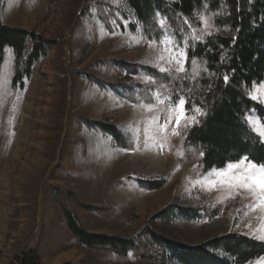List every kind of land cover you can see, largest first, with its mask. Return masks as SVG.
Returning <instances> with one entry per match:
<instances>
[{
  "label": "rangeland",
  "instance_id": "rangeland-1",
  "mask_svg": "<svg viewBox=\"0 0 264 264\" xmlns=\"http://www.w3.org/2000/svg\"><path fill=\"white\" fill-rule=\"evenodd\" d=\"M0 20L55 42L33 65L22 91L10 87L9 49L0 71V264H17L29 250L42 264H179L146 236L145 258L83 248L69 234L64 210L86 233L120 239L151 229L185 248L249 231L264 241V208L255 195L228 184L232 169L225 167L224 176L211 170L180 178L175 159L163 153L167 143L178 142L175 120L165 132L155 121L159 116H151L154 107H134L110 90L124 81L114 62L176 70L174 61L159 60L178 55L173 46L184 52L164 22L162 40L150 44L125 0H0ZM84 74L98 77L103 88ZM252 95L264 106V83L254 86ZM248 120L261 138L257 117ZM90 123L119 127L132 136L133 149H117ZM168 169L161 188L142 185L162 183ZM164 208L167 217L156 218ZM252 264H264V258Z\"/></svg>",
  "mask_w": 264,
  "mask_h": 264
},
{
  "label": "trees",
  "instance_id": "trees-1",
  "mask_svg": "<svg viewBox=\"0 0 264 264\" xmlns=\"http://www.w3.org/2000/svg\"><path fill=\"white\" fill-rule=\"evenodd\" d=\"M125 3L141 26L146 42L160 43L162 21L174 43L190 58L184 65V73L114 62L118 71L124 73V81L110 87L134 107L151 105L155 108L151 116L158 115L161 120L167 114L165 105L153 99L158 94L167 99L172 93V98L178 99V94L183 93L190 97L188 109L193 103L202 107L204 115L189 113L200 122L188 128L184 136L177 135V144L167 143V150L163 152L175 159L181 170L180 178H197L211 170L224 169L244 156L257 165L264 164V143L248 120L253 114L258 120L264 118V106L251 99L254 86L264 83V0H125ZM130 30L134 32L132 25ZM54 46V41L4 25L0 20V71L5 51L9 49L13 57L12 92L24 89L25 81L32 76L33 65L44 59ZM139 76L147 81L136 82L134 79ZM84 77L91 85L103 88L98 77L87 74ZM89 125L110 136L117 149H133L132 136L119 127ZM141 146L140 143L138 147ZM201 151L205 153L203 156ZM170 172V169L165 171L162 183L142 185L157 190L167 182ZM234 204L235 201H228L226 205L233 207ZM166 215L167 208H164L155 216L161 219ZM63 217L69 234L79 246L119 257L131 254L148 257L146 236L157 250H169L179 264H252L264 258V241L250 231L185 248L164 241L151 229H143L129 239L88 234L68 210L63 211ZM17 262L42 264L33 250L21 254Z\"/></svg>",
  "mask_w": 264,
  "mask_h": 264
},
{
  "label": "snow or ice",
  "instance_id": "snow-or-ice-1",
  "mask_svg": "<svg viewBox=\"0 0 264 264\" xmlns=\"http://www.w3.org/2000/svg\"><path fill=\"white\" fill-rule=\"evenodd\" d=\"M171 52H178V55L173 56L169 54L166 58L161 56L159 60L169 64L174 61L177 65L176 72L184 73V63H187L190 58L175 46L171 48ZM191 62L193 64L195 63V61ZM160 71L170 73L171 69L161 67ZM225 80L227 81V77H225ZM189 91H191V89H189ZM153 99H157L160 103L165 105L164 111L167 114L165 118L162 121L160 117L155 118L157 126L165 132L172 124V121L175 120V126L172 129L173 132L176 135L184 136L188 128L200 122L195 115H189V113L194 112L198 115L205 114L202 110V107L194 103L192 104V108L188 109L186 105L190 103V97L183 95V93L178 94V99H173L172 93H169L167 99H165L162 94H158ZM251 99L257 100L258 96L252 95ZM256 123L261 126L259 135L262 138V142H264V118H261ZM254 130H256L255 125ZM204 154L205 153L203 151L200 152L201 156ZM241 165H244L245 167L241 168ZM228 168L233 170L227 181L228 184L238 190L244 189L252 195H255L258 198L259 207L264 208V164L257 165V163L254 162L250 157L244 156L237 163L229 164ZM226 171L227 170L225 169H214L213 175L224 176ZM206 182L215 183L214 180ZM256 206V204L251 205L253 208ZM260 239H264V236H261Z\"/></svg>",
  "mask_w": 264,
  "mask_h": 264
}]
</instances>
